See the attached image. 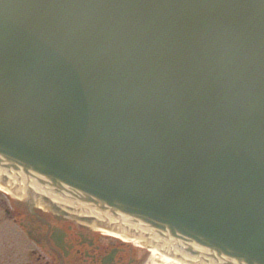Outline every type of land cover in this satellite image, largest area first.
I'll use <instances>...</instances> for the list:
<instances>
[{
  "label": "water",
  "instance_id": "water-1",
  "mask_svg": "<svg viewBox=\"0 0 264 264\" xmlns=\"http://www.w3.org/2000/svg\"><path fill=\"white\" fill-rule=\"evenodd\" d=\"M0 171L187 263L264 264V0H0Z\"/></svg>",
  "mask_w": 264,
  "mask_h": 264
},
{
  "label": "flooded vegetation",
  "instance_id": "flooded-vegetation-1",
  "mask_svg": "<svg viewBox=\"0 0 264 264\" xmlns=\"http://www.w3.org/2000/svg\"><path fill=\"white\" fill-rule=\"evenodd\" d=\"M71 209L0 193V264H146L143 251L90 229Z\"/></svg>",
  "mask_w": 264,
  "mask_h": 264
},
{
  "label": "bare ground",
  "instance_id": "bare-ground-1",
  "mask_svg": "<svg viewBox=\"0 0 264 264\" xmlns=\"http://www.w3.org/2000/svg\"><path fill=\"white\" fill-rule=\"evenodd\" d=\"M0 189H4L0 186ZM5 190V189H4ZM16 194V193H15ZM18 197H22L18 194H16ZM101 233H104L105 235H110V236H115L117 237L118 239H124V240H127L129 241L130 243L132 244H141V243H138L136 241H133V240H128L127 238L123 237V236H120V235H115V234H110L108 231L106 230H103L101 229V231H99ZM142 245V244H141ZM150 252L154 257L155 256H158L157 258L159 259V261L161 262L160 264H190V263H187L185 261H180V260H177V259H174V257H169L168 255H166V253L164 252H161L159 251L158 249H155L153 248L151 251H148ZM156 258V257H155Z\"/></svg>",
  "mask_w": 264,
  "mask_h": 264
},
{
  "label": "rangeland",
  "instance_id": "rangeland-1",
  "mask_svg": "<svg viewBox=\"0 0 264 264\" xmlns=\"http://www.w3.org/2000/svg\"><path fill=\"white\" fill-rule=\"evenodd\" d=\"M142 253H145V255H148V258L147 260L145 261L146 264H160L161 262L159 261V259L157 258L158 256H153L152 254L150 253H146V252H142Z\"/></svg>",
  "mask_w": 264,
  "mask_h": 264
}]
</instances>
